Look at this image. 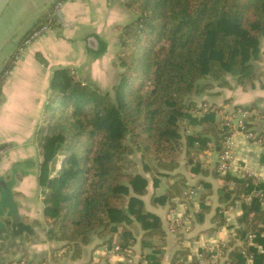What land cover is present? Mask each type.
I'll return each instance as SVG.
<instances>
[{
  "label": "trees",
  "instance_id": "trees-1",
  "mask_svg": "<svg viewBox=\"0 0 264 264\" xmlns=\"http://www.w3.org/2000/svg\"><path fill=\"white\" fill-rule=\"evenodd\" d=\"M122 2L135 16L119 27L124 51L117 53V65L122 70L112 92L76 80L64 69L51 80L43 106L46 125L41 123L35 136L42 156L38 185L49 239L77 252L95 231L104 244H116L130 255L140 234L139 260L161 264L166 230L142 197L149 183L155 190L164 179V191L152 194L150 204L169 201L172 206L173 197L192 188L176 171L181 154L186 168L206 174L200 157L208 142L213 140L214 150L221 152L227 130L224 112L208 104L201 116H194L192 112L201 106L190 96L211 88L210 80L222 84L225 75L234 76L242 86L259 77L254 62L260 59L264 38V0ZM238 109L250 112L243 118L245 128L264 137V130L257 129L264 111L253 105L232 110ZM185 119L187 124L182 123ZM134 148L141 152L140 170L129 169L124 162ZM217 166L212 169L220 183L215 225L225 222L223 212L239 200L241 246L247 245L250 233L252 241L264 248V182ZM199 182L205 191L194 215L201 223L210 210L205 201L211 188L205 180ZM246 247L253 264H264V250ZM186 252L178 250L172 263L183 264ZM230 255L241 259L234 251Z\"/></svg>",
  "mask_w": 264,
  "mask_h": 264
},
{
  "label": "crops",
  "instance_id": "crops-1",
  "mask_svg": "<svg viewBox=\"0 0 264 264\" xmlns=\"http://www.w3.org/2000/svg\"><path fill=\"white\" fill-rule=\"evenodd\" d=\"M7 1L0 0V17ZM55 1L9 0L8 13L13 15L12 20L18 19L24 9L29 15L20 23L14 21L15 29L0 32L3 44L0 53V145L6 147L0 158V264L15 259L37 264H144L139 260L140 234L133 252L126 255L131 257V262L125 255L104 253L103 248L108 244H104L95 231L77 252L64 247V242L47 236L43 193L38 185L42 156L35 133L43 118L51 80L57 70L64 69L76 80L97 86L101 91L110 90L118 75L119 27L134 17L122 0L67 1L57 9L51 30L24 47L27 35L43 22ZM260 50V60L254 62L255 69L261 74L256 80L242 86L234 76L225 75L222 84L213 82L211 88L195 96L198 108L202 104H214L221 107L222 117L235 106L253 105L256 110L264 111L263 37ZM15 54L17 59H14ZM205 111L206 108L200 107L193 115L201 116ZM262 117L257 121L258 130H264ZM232 140L233 159L228 171L264 182V146L240 131L233 133ZM208 145L204 156L200 157L206 174L186 168L182 154L176 171L185 176L192 188L173 197L172 206L169 201L150 204L152 194L159 195L164 191V179L155 190L149 183L148 192L142 197L146 208L161 218L166 230L161 264H173L174 254L180 249L187 251L183 264H199L201 256L208 260L210 251H217L221 257L215 264H253L252 257L247 259L246 246L252 245L259 252L264 250L252 239L241 246L242 240L237 238L238 219L242 213L239 200L223 212L225 222L215 225L213 216L219 205L217 189L220 183L213 177L212 169L216 163L218 165L221 152L214 150L213 140ZM202 179L210 184L211 193L205 201L210 210L203 222L198 223L194 213L199 210L200 194L205 191L203 183L199 182ZM231 240L233 243L229 245ZM111 245L114 244L108 246ZM230 251L239 253L241 259H236V255L231 257Z\"/></svg>",
  "mask_w": 264,
  "mask_h": 264
},
{
  "label": "built area",
  "instance_id": "built-area-1",
  "mask_svg": "<svg viewBox=\"0 0 264 264\" xmlns=\"http://www.w3.org/2000/svg\"><path fill=\"white\" fill-rule=\"evenodd\" d=\"M71 1V0H56L54 3V6L50 11H48L44 17L43 22L38 25L37 27L33 28L30 33L27 35V37L24 40L23 46H27L30 44L32 40H34L36 37L39 35L46 33L51 30V26L53 23V19L55 16V13L57 9H59L63 3ZM18 57L15 54L14 59H17ZM250 112L246 109H238L236 112H229L226 113L223 117L224 119V125H226L227 130L225 131V135L222 138V147H221V153L219 156V163H218V168L221 171H226L229 170L230 164L233 159L232 155V148H233V140L232 136L234 132L240 131L244 132L248 138H250L252 141H255L257 143H260L264 146V137H257L256 134L247 128H245L243 118L247 116ZM3 147H0V156L3 154ZM262 202L264 203V195L262 196ZM249 241L251 242V238L253 237L252 234L247 235ZM103 252L108 254V255H118V256H123L124 254L120 252V249L118 245L114 244L111 246L105 245L103 248ZM126 256V255H125ZM219 256V253L217 251H210V254L208 255L209 259H215L216 257ZM128 262H131L132 259L131 257H125ZM247 259H251V255L247 256ZM4 264H37V263H30L27 262L23 259H15L12 261L5 262ZM199 264H204L203 256H201L199 260Z\"/></svg>",
  "mask_w": 264,
  "mask_h": 264
},
{
  "label": "rangeland",
  "instance_id": "rangeland-1",
  "mask_svg": "<svg viewBox=\"0 0 264 264\" xmlns=\"http://www.w3.org/2000/svg\"><path fill=\"white\" fill-rule=\"evenodd\" d=\"M2 1H4V0H2ZM2 3V2H1ZM9 6H10V4H9V0L4 4V7L6 8V9H4V11L2 12V17H0V32L2 31V30H5V31H11V30H13V29H15L16 27V22L14 23V21H17V22H21L20 20H25L26 18H27V16L29 15V11L28 10H26L27 12L25 13V9L23 10V12L20 14V16H19V18L18 19H14V20H12V17L11 16H13L12 14H11V12H9L8 13V11H10V9H9ZM27 9V8H26ZM129 9V8H128ZM131 10V9H130ZM132 11V10H131ZM133 12V11H132ZM134 13V12H133ZM15 16V15H14ZM134 16H135V13H134ZM10 25H12V26H10ZM2 48H3V44L1 43V41H0V53H1V51H2ZM122 47H120V50L119 51H121L122 50V54H123V49H121ZM118 51V52H119ZM127 51V50H126ZM128 51H130V49L128 50ZM261 51V50H260ZM121 54V53H120ZM261 55V54H260ZM118 59H116V62H118L117 61ZM260 60V59H259ZM258 60V61H259ZM122 70V68L120 67V66H118V73L120 72ZM257 71V70H256ZM258 72V71H257ZM259 74H260V72H258ZM261 75V74H260ZM259 75V76H260ZM118 76V75H117ZM258 78V77H257ZM254 80H256V79H254ZM211 81V83L213 84V82H216V81H212V80H210ZM253 81V80H252ZM251 81V82H252ZM249 82V81H248ZM207 89H209V88H207ZM206 89V90H207ZM205 90V91H206ZM107 91H109L110 93L112 92L111 91V88H110V90H107ZM204 91V92H205ZM198 95V94H197ZM195 94H192L191 96H190V98H191V100H193L194 101V99H195ZM195 103V102H194ZM196 104V103H195ZM201 108L203 109V108H206L207 109V106L206 105H204V104H202L201 105ZM237 111V110H236ZM236 111H233V110H231L230 112H236ZM194 112L195 111H193L192 112V114H194ZM218 113L220 114V111H218ZM227 113H229V112H227ZM43 119V118H42ZM44 120H45V118H44ZM41 123L43 124V125H46V123H45V121L43 122V121H41ZM182 123H186L187 124V119H185V120H183L182 121ZM38 129H40V128H38ZM37 129V130H38ZM187 130V132L189 131V129L190 128H186ZM35 136H36V133H35ZM6 147H3L2 149H3V154L0 156V158L2 157V156H4V154H5V151H6V149H5ZM183 155H184V153H182ZM182 154H181V156H182ZM232 155H233V148H232ZM140 157H141V152L140 151H137L135 148H134V150H133V152H129L128 154H125V156H124V162H125V164H126V166L129 168V169H136V170H140L141 169V165H140ZM181 160V159H180ZM94 232V231H93ZM92 233V232H91ZM90 233V234H91ZM108 246V245H107ZM210 260H211V262H210ZM219 261H221V257L220 256H218V257H216L215 259H208V260H204V264H206V263H208V262H210V264H215V263H217V262H219Z\"/></svg>",
  "mask_w": 264,
  "mask_h": 264
}]
</instances>
